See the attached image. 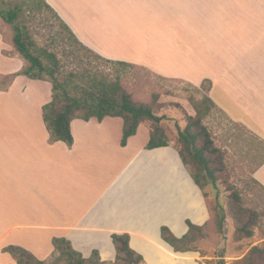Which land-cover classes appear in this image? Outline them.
I'll list each match as a JSON object with an SVG mask.
<instances>
[{
	"label": "crops",
	"instance_id": "0c3cea01",
	"mask_svg": "<svg viewBox=\"0 0 264 264\" xmlns=\"http://www.w3.org/2000/svg\"><path fill=\"white\" fill-rule=\"evenodd\" d=\"M46 2L106 60L167 80L211 83L215 106L264 143V0H242L241 7L234 0ZM3 25L0 79L25 66ZM51 101L47 81L17 76L0 88V264H16L9 246L44 261L55 238L85 258L98 251L102 261L115 262L113 234H129L146 264H198L197 253H177L161 236L162 226L182 238L188 221L203 226L211 218L178 151L147 150L144 124L123 147L119 117L75 119L73 145L51 143L43 119ZM253 176L264 187V162Z\"/></svg>",
	"mask_w": 264,
	"mask_h": 264
},
{
	"label": "rangeland",
	"instance_id": "374dc122",
	"mask_svg": "<svg viewBox=\"0 0 264 264\" xmlns=\"http://www.w3.org/2000/svg\"><path fill=\"white\" fill-rule=\"evenodd\" d=\"M22 1L25 2L20 17L22 23L38 47L58 56L61 61L60 75L84 73L97 79V82L118 81L134 103L147 105L155 115L163 117L158 126L164 129L169 147L184 149L179 130H185L187 118L196 116L197 108L203 112L207 108L210 110L202 124L210 133L216 150L214 156L208 155L213 176L204 174V192L208 209L210 208L211 224L203 234L197 236V241L192 245L193 251H190L198 254V264H237L253 247H263L264 189L254 182L253 175L264 162V143L204 100L208 97L210 84L204 82L193 85L184 81L167 80L153 75L144 67L106 63L98 59L93 51L75 43L55 15L42 4L38 5L36 0H0V4ZM234 2L235 6L241 7L242 0ZM237 7L236 11H239ZM237 21L235 14L234 23L238 24ZM2 24H5V35L12 41V28L3 21ZM11 81L10 77L1 78L0 88H7ZM143 124L154 130L157 127L151 120H146ZM190 161L193 167L187 163L188 171L196 172L199 169L198 162ZM222 208L227 213L223 230L219 228V212ZM239 210L245 216L256 215V227L251 238L236 230L239 223L233 215ZM44 261L54 264L57 262V255L54 252Z\"/></svg>",
	"mask_w": 264,
	"mask_h": 264
},
{
	"label": "trees",
	"instance_id": "16d2710c",
	"mask_svg": "<svg viewBox=\"0 0 264 264\" xmlns=\"http://www.w3.org/2000/svg\"><path fill=\"white\" fill-rule=\"evenodd\" d=\"M36 1L38 5L42 4L46 10L55 15L62 26L69 32L75 43L90 51V49L77 40L72 31L47 4L46 0ZM24 5V1L2 2L0 4V20L2 19L1 21L12 28V44L17 53L25 61L22 71L9 77L14 79L17 76H25L32 80L47 81L52 84V101L43 108V119L50 133L51 143L61 141L71 147L74 143L71 122L75 119L90 121L95 118L99 122H102L107 117H119L124 121L121 142L123 147L127 145L129 138L137 134L139 126L146 120L154 121L157 124L155 130L149 128L151 139L146 149L154 150L169 147L164 129L158 126L163 121V117L155 115L153 110L147 105H137L134 103L131 96L122 89L118 81L97 82V79L84 73L75 74L72 72L68 75H60L62 73L61 61L58 56L44 48L38 47L33 41L29 30L22 23L20 17ZM97 58L106 63H114L99 55H97ZM114 64L131 65L122 62H115ZM209 84L211 86V83ZM204 100L215 106L209 97H205ZM209 111L208 108L205 112L197 108L196 116H189L187 118L185 130H179L184 149H176L186 169L187 163L193 167L190 160L198 162L199 169H196V172H188L197 186L203 191L205 199L204 174L208 177L213 176L208 155L212 157L216 151L213 148L210 133L202 124ZM199 142H201V145H198ZM254 182L264 189L255 178ZM233 218L239 223L236 226L239 234L246 235L248 238L254 236L256 215L245 216L239 210L234 213ZM226 219V210L222 208L219 212V228L221 230L224 228ZM187 224L189 230L182 238L176 237L166 226H162L161 228L162 239L177 253L193 251L192 245L197 241V236L203 234L208 229L211 220L203 226L194 225L190 221ZM112 239L117 252V258L114 263L102 261L98 251H94L91 257L85 258L82 253L73 247L69 240L55 238L53 243L57 262L54 264H146L144 257L131 248L129 234H113ZM5 251L15 258L16 264H48L46 261L38 259L31 252L19 246H9L5 248ZM222 264L225 263L223 262ZM237 264H264V246L253 247L249 254Z\"/></svg>",
	"mask_w": 264,
	"mask_h": 264
}]
</instances>
